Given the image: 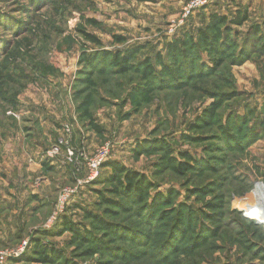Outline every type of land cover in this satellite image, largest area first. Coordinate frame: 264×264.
Returning <instances> with one entry per match:
<instances>
[{
	"label": "rangeland",
	"instance_id": "1",
	"mask_svg": "<svg viewBox=\"0 0 264 264\" xmlns=\"http://www.w3.org/2000/svg\"><path fill=\"white\" fill-rule=\"evenodd\" d=\"M191 1L0 0V251L27 244L10 264H37L23 260L37 233L75 264H264V224L243 209H264V0H208L183 18ZM238 14L246 22L221 26L215 54L205 51L199 30L213 15ZM169 44L185 57L172 61ZM106 53L131 55L135 67L149 59L152 78L118 74ZM143 143L152 153L135 155ZM107 144L109 158L88 181L87 159ZM163 145L193 168H160ZM107 162L145 176L148 205L170 194L157 205L165 224L149 228L136 200L124 203L130 211L100 204L115 197ZM75 186L53 219L60 190ZM64 216L116 249L91 235L74 243L59 232ZM130 224L137 235L128 236Z\"/></svg>",
	"mask_w": 264,
	"mask_h": 264
},
{
	"label": "trees",
	"instance_id": "2",
	"mask_svg": "<svg viewBox=\"0 0 264 264\" xmlns=\"http://www.w3.org/2000/svg\"><path fill=\"white\" fill-rule=\"evenodd\" d=\"M246 20H247V16L245 14L243 15L238 14L232 20H229L223 16L213 15L209 23L205 27V29L199 30L198 42L200 45H203V49L205 51L210 52V54L212 53L215 54L216 51L213 48L215 45H217L219 37H221L219 28L221 26L226 27L227 24L234 26H242L244 22H246ZM83 36L86 39V41H88L89 43L98 46L100 45L99 40L94 36H91L84 32H83ZM117 40L121 42L123 39L117 38ZM192 44L193 43H191V45ZM182 46L185 48L187 47V44H182ZM188 48L189 47H187V49ZM167 53L172 61L178 60L179 58L182 60L186 55V52H184L183 49L179 50L177 44L167 45ZM105 55L106 58H109L110 60L108 62L110 69L116 71L118 74H125L128 72L127 70H130V68H134L136 71L139 72V74H141L142 80H144V82L146 83L149 82L153 76V72H151L150 70L149 59H145L144 61L138 63L135 67L133 64H129L130 61L129 58L131 57V55L123 56L120 54L114 55L109 53H106ZM85 60L89 66H92V63L94 62L93 56H87ZM100 70H102V68ZM217 107L218 105L216 103L213 104L212 108L206 112V115L204 117L210 119L213 116L214 110ZM94 130L97 133H101V130H99L96 126H94ZM157 147H160V151L162 150L163 152L162 157L160 158L161 159V166H159L160 168H162L163 165H166L180 174L187 172L188 170H191V168H193V166H190L188 162L186 163L176 162V160L171 156V150L166 146L163 145ZM151 148L152 146L143 143L135 146L133 152L135 155H143L147 153H152ZM102 167L105 168L109 167L112 171L109 182L113 184V187L110 189V192L111 194L113 193L115 197L113 196V198H104L103 196H100V204L104 206L108 205L111 206V208H115V209L120 208V210L130 211L131 209L127 208L126 204L124 203L136 200L138 201V204L136 205V208H134V214L139 215L140 218H142L143 216L144 217L143 220L147 224V226H149V228L152 224H156L157 227L159 226L161 227V225L166 223L167 221L166 219L168 218L165 219L162 218V216L163 217L166 216L165 211L162 210V212L160 213L158 212L157 207L159 206V203H164V205H169L171 199L170 194L166 195L165 197H163L161 194H157L154 196V201L156 202V204L148 205L146 199L147 198L150 199V191L153 188V186L152 184H150V182H148L145 176L133 171H129L125 167L114 162L104 163ZM121 196L126 198V200L123 201V204L121 201L122 198ZM153 214L155 215V217ZM245 217L249 219L251 218L248 217L247 214L245 215ZM84 218L90 221V227L92 229L98 227L101 224L100 223L101 218L89 211H86L84 213ZM61 219L62 221H61V226L59 227L60 228L59 232L63 230L70 231L75 237L74 243L80 244L81 242H84L86 239L88 240L90 235L93 238H95L91 232H88V230H85L84 234L81 233L80 229L75 226H72L69 223V221L66 220L65 216ZM252 219L253 218H251V220ZM250 224L256 228V225H254V223H250ZM130 227L131 228L127 229L128 236L132 234L137 235V232H139V230L135 229V226L132 224H130ZM255 230L257 231V234H260V231L257 228ZM114 231H119V230H114ZM164 232L166 233V231ZM37 235H38L37 237L31 239V245L27 252L29 256L24 259L22 258L24 261L26 262L31 261L37 264H75L74 262L68 260L66 256H64V253L61 249L57 248L54 244H45L44 238H40L39 233H37ZM41 235L43 237V235L46 236L47 234L41 233ZM117 235L119 236L120 234ZM95 239H97L98 242H103L105 247L109 246L112 247V249H116L117 247V246H112L115 243L112 242L111 240H108V242H106L105 240L100 241V239H98L97 237ZM90 244L92 243L90 242Z\"/></svg>",
	"mask_w": 264,
	"mask_h": 264
},
{
	"label": "built area",
	"instance_id": "3",
	"mask_svg": "<svg viewBox=\"0 0 264 264\" xmlns=\"http://www.w3.org/2000/svg\"><path fill=\"white\" fill-rule=\"evenodd\" d=\"M208 0H192L189 5L185 8L184 10V16L183 18H186L188 16V14H193L195 11H197L198 9H200L201 7H203ZM66 132L68 133V130L66 129ZM59 145L63 144L62 140H59ZM60 148L59 147H55L52 151V154H57L59 153ZM110 156V149H109V145H105L104 147H102L94 156L92 159H87L88 163H87V167H88V171L90 173L89 176V180H94L96 178V176L98 175V169H100L101 165L103 162H105ZM67 158L68 160H70L69 158L73 159V152L67 150ZM71 161V160H70ZM80 184V182H78V185ZM77 190H76V186L74 188H64L62 190H60V194L58 197V202L56 205V213L54 215V218L58 216L59 213H61L65 206L67 205L68 201L75 196ZM27 249V244L26 242H24L22 244V246L17 249V250H4V251H0V264H10V260L13 259L14 257L19 256L20 254H23Z\"/></svg>",
	"mask_w": 264,
	"mask_h": 264
},
{
	"label": "bare ground",
	"instance_id": "4",
	"mask_svg": "<svg viewBox=\"0 0 264 264\" xmlns=\"http://www.w3.org/2000/svg\"><path fill=\"white\" fill-rule=\"evenodd\" d=\"M243 209L247 210V216L255 219L257 223L264 224V209L258 208V214L250 207L244 206ZM261 215V216H260ZM257 217V218H256Z\"/></svg>",
	"mask_w": 264,
	"mask_h": 264
}]
</instances>
